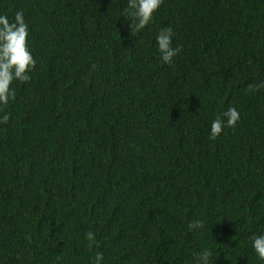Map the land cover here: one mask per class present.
<instances>
[{
    "label": "trees",
    "instance_id": "obj_1",
    "mask_svg": "<svg viewBox=\"0 0 264 264\" xmlns=\"http://www.w3.org/2000/svg\"><path fill=\"white\" fill-rule=\"evenodd\" d=\"M126 2L0 0L36 61L0 124V264H261L264 0H163L139 34Z\"/></svg>",
    "mask_w": 264,
    "mask_h": 264
},
{
    "label": "clouds",
    "instance_id": "obj_2",
    "mask_svg": "<svg viewBox=\"0 0 264 264\" xmlns=\"http://www.w3.org/2000/svg\"><path fill=\"white\" fill-rule=\"evenodd\" d=\"M163 0H127L121 17L131 20L132 33L139 34L155 19ZM29 24L24 12L17 11L11 19L8 14L0 13V124H6L9 115L3 112L15 95L14 84L30 80V73L36 61L30 47ZM174 33L171 28L161 29L155 37L156 49L162 64H172L179 54L180 47L173 46ZM240 113L235 107H229L210 124L209 135L216 139L226 128H233L240 120ZM204 222L197 220L189 223V230L203 228ZM89 240H94V233L89 231ZM252 249L261 264H264V233L250 237ZM102 255L97 254L95 264H101ZM195 264H214L211 250L204 249L196 257Z\"/></svg>",
    "mask_w": 264,
    "mask_h": 264
}]
</instances>
